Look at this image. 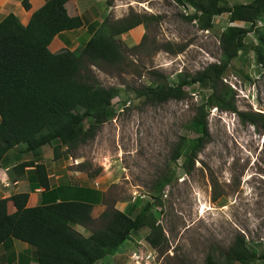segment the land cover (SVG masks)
Wrapping results in <instances>:
<instances>
[{
	"label": "rangeland",
	"instance_id": "1",
	"mask_svg": "<svg viewBox=\"0 0 264 264\" xmlns=\"http://www.w3.org/2000/svg\"><path fill=\"white\" fill-rule=\"evenodd\" d=\"M77 1L71 6L78 8L86 22L76 31L62 35L71 39L72 43L65 46L70 50L84 46L92 30L107 17L119 19L130 12L154 16L119 37L127 56L123 65L95 66L82 59L83 68L89 66L101 84L120 90L114 99L115 116L100 127L94 138L59 158L67 163L62 180L94 189L89 197L99 201L95 222L87 231L102 225L99 216L109 208L127 211L134 205L132 216H135L147 201L154 200L158 183L171 178L160 196L161 205L152 209L153 217L164 229L163 247L154 248L147 241L150 228L146 226L120 246L117 254L123 255L122 260L110 257L114 254L95 264H208L209 254L224 264L226 253L238 235L244 236L258 255L262 254L263 118L257 124L244 123L235 112L210 108V141L199 151L193 166L184 169L182 159L173 160L172 155L184 135H193L187 126L209 90L198 84L188 85L185 98L162 103H151L137 96L138 89L156 80L152 72L163 73L170 82H177L179 73H195L219 62L225 28L230 24H251L231 23L229 14L224 13L214 17L212 28L202 29L196 20L186 17L194 8L181 6L174 0ZM4 2L0 3V18L10 11L26 18L22 0ZM30 2L32 9L37 1ZM254 28L256 32L249 33L246 39L250 50L232 61L224 82L233 88L239 110L264 114V65L252 48L259 43L258 34L264 33V19ZM169 43L174 49L180 46L184 49L166 51L164 45ZM45 146L41 158L48 154V145ZM148 216L153 219L151 213ZM128 244L132 252L127 253ZM251 264H264V260Z\"/></svg>",
	"mask_w": 264,
	"mask_h": 264
},
{
	"label": "trees",
	"instance_id": "2",
	"mask_svg": "<svg viewBox=\"0 0 264 264\" xmlns=\"http://www.w3.org/2000/svg\"><path fill=\"white\" fill-rule=\"evenodd\" d=\"M181 6L192 7L194 12L186 17L196 20L202 29L214 26V17L229 14V20L248 22L250 26L228 25L221 35L222 55L219 62H212L195 73H179L177 82H170L163 73H154L153 84L137 90V96L151 103L169 99H183L188 85L198 84L209 90L197 106L196 114L187 126L192 136L184 135L177 143L173 160L182 159V168L193 166L199 151L210 141L209 110L217 107L239 115L244 123L257 124L264 114L241 111L236 104L233 88L224 82L232 61L240 53L250 50L246 39L259 21L264 19V0L230 3L229 0H174ZM25 9H31L30 0H22ZM73 0H46L36 9L28 24H23L14 12L0 21V159L17 145L39 157L43 146L50 145L55 159L70 153L78 146L94 138L100 127L116 114L114 99L119 96L117 86H104L91 65L120 66L125 63L126 52L119 38L123 33L145 23L153 15L130 12L119 19L106 18L92 30V35L81 48H65L53 52L49 48L61 32L80 28L83 17L73 6ZM259 31V30H258ZM259 43L254 49L259 63L264 65V33L258 34ZM165 44L166 51L179 52ZM264 126V121H263ZM31 171L32 188L50 189V178L44 163L30 160L15 167ZM171 182L167 177L159 182L153 201H147L132 216L134 205L125 211L118 208L104 210L99 216L102 225L92 229L89 235L75 226L85 228L94 224V204L89 200L65 197V187L55 189L57 200L28 206L29 192H18L10 198H0V245L10 238L19 239L35 248L38 264H95L108 255H114L132 234L148 226L147 241L154 248H162L165 233L162 225L153 217L152 209L161 205L160 196ZM72 189V188H71ZM75 191L90 195L94 189L75 186ZM17 208L8 211V201ZM152 220H149V214ZM264 260V252L252 250L244 236L238 235L226 253L224 264H251ZM208 264H220L213 255ZM7 264H16L14 262Z\"/></svg>",
	"mask_w": 264,
	"mask_h": 264
},
{
	"label": "crops",
	"instance_id": "3",
	"mask_svg": "<svg viewBox=\"0 0 264 264\" xmlns=\"http://www.w3.org/2000/svg\"><path fill=\"white\" fill-rule=\"evenodd\" d=\"M5 1V4H10L11 2H14L15 0H0V3ZM19 1V0H16ZM37 4L34 6V8L27 10L26 9V18H20L21 22L23 24H28L33 12L40 8L46 0H36ZM74 1V0H73ZM77 1V0H76ZM78 2V1H77ZM77 6V3H76ZM77 8V7H76ZM78 9V8H77ZM13 12V11H10ZM9 12V13H10ZM16 14V13H15ZM7 15V14H6ZM5 15V16H6ZM17 15V14H16ZM82 17L83 15L80 14ZM4 16V17H5ZM0 18V21L4 18ZM84 22H86V19L83 17ZM93 21V19H92ZM91 21V22H92ZM79 29V28H77ZM77 29H72L68 31H76ZM68 31H63L59 33L53 40V42L50 43L49 48L53 52H57L61 48L68 47V44L72 43L71 39L67 36H63ZM91 37V36H90ZM77 43H73V46H76ZM62 50V49H61ZM1 119V117H0ZM45 147L43 146L42 152H45ZM48 147V154L47 156L43 155L42 157H35L32 153H29L26 151V146L23 144L17 145L11 150H9L3 158L0 159V198H10L13 194L18 192H29V201L28 206H36L42 203H49L57 200V195L55 192V189L59 187H65L64 194L60 193V198L58 200H61L65 197H75V198H82L89 200L94 204L92 216L96 218L95 213L96 212V205L99 201H94L90 199L88 195H86L84 192L75 191L76 189H73L77 184H72L68 182H64L62 179L65 177L66 173H64L63 168L66 167L67 163L63 161V159H55L53 157V150L50 145ZM44 154V153H43ZM33 160L38 163H44L47 167L49 178H50V189L45 191L43 187L39 188H32V183L30 180L31 177V171L34 169V166H25L24 170L21 168L15 169V167L23 162H27ZM86 187L85 185H79ZM72 188V189H71ZM17 210L14 202L12 200L8 201V211L10 213H14ZM75 228L82 232L85 235H89L91 232L87 231V228L76 225ZM130 241V240H129ZM126 252L129 251L132 252V246L129 244L126 246ZM116 255V256H115ZM114 256L110 257H121L120 260H122L123 255L122 254H115ZM14 262L16 264H38L35 256V248L28 243H24L19 239L16 238H10L6 240L4 243L0 245V264H7ZM121 262V261H120Z\"/></svg>",
	"mask_w": 264,
	"mask_h": 264
}]
</instances>
